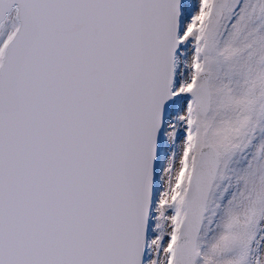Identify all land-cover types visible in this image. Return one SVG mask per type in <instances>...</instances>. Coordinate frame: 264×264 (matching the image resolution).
<instances>
[{"label": "snow or ice", "instance_id": "snow-or-ice-1", "mask_svg": "<svg viewBox=\"0 0 264 264\" xmlns=\"http://www.w3.org/2000/svg\"><path fill=\"white\" fill-rule=\"evenodd\" d=\"M0 264H264V0H0Z\"/></svg>", "mask_w": 264, "mask_h": 264}]
</instances>
